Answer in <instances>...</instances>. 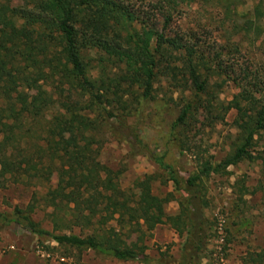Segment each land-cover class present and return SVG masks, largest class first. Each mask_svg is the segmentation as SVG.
I'll return each mask as SVG.
<instances>
[{"label": "trees", "instance_id": "obj_1", "mask_svg": "<svg viewBox=\"0 0 264 264\" xmlns=\"http://www.w3.org/2000/svg\"><path fill=\"white\" fill-rule=\"evenodd\" d=\"M202 1L224 8L233 31L252 34L264 49V0L243 13L241 0ZM138 18L117 0H0V27L8 33L0 36V188L11 178L45 181L54 170L69 204L68 215L60 217L58 206L50 214L52 231L32 218V206L0 213V221L22 225L64 248L144 263L151 261L147 247L125 242L126 225L144 233L168 225L180 237L186 234L182 264H193L208 233L207 205L192 192L207 177L231 175L229 168L242 161L264 162V150L257 149L264 137V72L242 81V91L216 110L215 97L205 98L216 70L206 56L156 27L143 23L138 28ZM176 66L184 69L186 81L180 85L173 74ZM162 77L169 87L191 85V95L179 97L174 141L182 142L179 137L191 134L199 123L208 120L211 126L232 109L237 112L233 125L240 132L239 143L219 161L200 160L198 172L186 179L183 199L172 192L154 194L152 176L142 181L137 194L129 193L121 186L120 171L98 158L104 129L127 122L145 102L156 100ZM128 130L127 138L141 148L136 127ZM154 158L170 175L174 190L182 191L172 167L163 157ZM240 190L247 191L245 184ZM176 200L179 211L169 214L167 205ZM113 221L118 227L110 225ZM74 226L91 233L77 234Z\"/></svg>", "mask_w": 264, "mask_h": 264}, {"label": "rangeland", "instance_id": "obj_2", "mask_svg": "<svg viewBox=\"0 0 264 264\" xmlns=\"http://www.w3.org/2000/svg\"><path fill=\"white\" fill-rule=\"evenodd\" d=\"M129 6L143 23L163 30L166 35L182 38L183 43L195 47L214 66V74L207 94L214 96L213 104L228 105L242 91L240 83L264 72V49L252 34L235 33L225 9L202 0H117ZM259 0H241V13L253 9ZM0 36L8 37L0 27ZM178 67L173 74L180 82L186 81ZM251 73V74H249ZM249 74V78L248 75ZM254 74V75H253ZM247 78V79H245ZM187 79V78H186ZM158 97L145 102L135 117L127 122L113 123L104 129L99 160L121 173L120 183L129 193H138L142 181L149 176L154 194L164 196L172 192L178 199L186 197L185 182L198 172L199 161L213 157L223 159L239 143V131L233 125L236 110L232 109L223 121L209 126L208 120L199 123L182 142L174 141L173 122L180 113L181 95L190 96L191 85L169 87L162 77ZM208 117L210 114H205ZM201 121L203 116L200 115ZM136 127L142 141L127 138L128 129ZM257 149L264 150V137ZM163 157L182 182V191H175L170 175L155 160ZM228 176L212 175L203 180L192 194H200L204 207L205 228L208 233L203 251L193 264H264V162L242 161L231 166ZM239 181V184H238ZM245 184L247 191L241 193ZM64 186L57 181L56 172L49 170L45 181H31L22 177L18 182L6 179L0 188V213L11 215L15 207L35 208L32 218L46 230H54L51 213L58 206L60 217L68 215V201ZM178 200L167 205V212L179 211ZM110 225L118 227L113 221ZM70 230H63L69 232ZM77 234H90L74 226ZM59 233V232H57ZM124 240L131 247L146 245L149 263L118 261L93 250L78 251L59 246L49 237H39L17 223L2 225L0 221V264H182L186 240L168 225H158L144 233L129 224L124 229Z\"/></svg>", "mask_w": 264, "mask_h": 264}]
</instances>
